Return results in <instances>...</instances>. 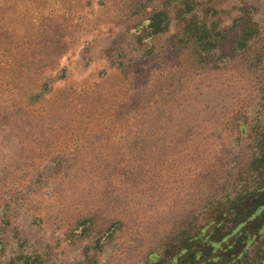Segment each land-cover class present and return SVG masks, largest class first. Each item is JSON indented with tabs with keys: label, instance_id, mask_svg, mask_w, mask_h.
<instances>
[{
	"label": "rangeland",
	"instance_id": "1",
	"mask_svg": "<svg viewBox=\"0 0 264 264\" xmlns=\"http://www.w3.org/2000/svg\"><path fill=\"white\" fill-rule=\"evenodd\" d=\"M263 153L264 0H0V264H177Z\"/></svg>",
	"mask_w": 264,
	"mask_h": 264
},
{
	"label": "trees",
	"instance_id": "2",
	"mask_svg": "<svg viewBox=\"0 0 264 264\" xmlns=\"http://www.w3.org/2000/svg\"><path fill=\"white\" fill-rule=\"evenodd\" d=\"M162 21V11H157L148 26L152 32L159 31ZM248 38L250 33L245 31L244 39ZM258 162L264 171V153ZM243 200L240 206L221 212L195 239L185 238L176 245L172 254H178L177 264H264V187Z\"/></svg>",
	"mask_w": 264,
	"mask_h": 264
}]
</instances>
